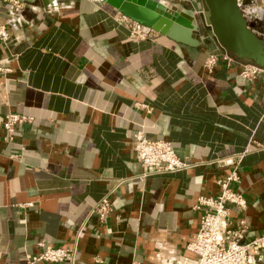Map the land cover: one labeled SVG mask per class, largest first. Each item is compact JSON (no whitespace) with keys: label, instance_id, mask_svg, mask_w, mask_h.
<instances>
[{"label":"crops","instance_id":"1","mask_svg":"<svg viewBox=\"0 0 264 264\" xmlns=\"http://www.w3.org/2000/svg\"><path fill=\"white\" fill-rule=\"evenodd\" d=\"M164 1L200 13L201 0ZM20 3L0 0L12 37L0 46V264H26L40 242L77 244L75 264L192 258L198 199L220 195L239 154L248 206H232L231 220H246L248 240L264 236V73L242 78L249 62L237 57L209 71L208 48L158 33L132 39L100 0ZM243 10L264 37V0ZM9 113L33 118L11 143ZM140 131L193 166L141 179ZM108 196L113 209L101 222L92 210Z\"/></svg>","mask_w":264,"mask_h":264},{"label":"built area","instance_id":"2","mask_svg":"<svg viewBox=\"0 0 264 264\" xmlns=\"http://www.w3.org/2000/svg\"><path fill=\"white\" fill-rule=\"evenodd\" d=\"M245 0H238L243 9ZM14 6L21 7L20 1L11 0ZM116 20L130 31L132 39L147 40L154 38V30L141 25L130 17L118 14ZM11 34L7 25L0 24V46H8L11 42ZM220 61L231 66L236 62V56L226 52L225 54H211L205 62V67L211 71ZM0 71H7L0 67ZM264 73V68L252 63L243 64L241 77L244 79H256ZM33 118L20 114L9 113L4 120L6 132L5 141L15 140L17 128L21 125L31 124ZM134 150L137 160L145 169L141 179L150 175L168 174L192 167L181 160L173 150L170 142L165 140L148 139L144 132H137L134 136ZM242 154L237 155L231 162L233 171L219 184L221 193L217 197H200L196 210L201 212L200 226L195 239L188 245L187 250L192 253V258H180L177 264H263L261 257L264 254V236L248 240V225L245 219L239 220L233 225L231 220V207L235 206L246 210L248 202L246 197L238 190L241 184L239 163ZM32 205V204H30ZM113 206L109 196L105 197L92 210V215L101 222L107 220ZM83 234L81 230L78 238ZM41 252L28 255L26 264L39 263H64L75 264L78 257L77 244L72 248H55L40 242ZM95 259L93 264H100Z\"/></svg>","mask_w":264,"mask_h":264},{"label":"water","instance_id":"3","mask_svg":"<svg viewBox=\"0 0 264 264\" xmlns=\"http://www.w3.org/2000/svg\"><path fill=\"white\" fill-rule=\"evenodd\" d=\"M18 1L37 5L40 0ZM100 1L175 42L205 46L210 55L229 52L264 68V37L256 32V24L248 20L238 0H201L200 13L192 8L178 9L164 0ZM251 2L245 0V5ZM205 27L210 36L202 35Z\"/></svg>","mask_w":264,"mask_h":264},{"label":"rangeland","instance_id":"4","mask_svg":"<svg viewBox=\"0 0 264 264\" xmlns=\"http://www.w3.org/2000/svg\"><path fill=\"white\" fill-rule=\"evenodd\" d=\"M257 12V11H256ZM248 20L251 22V23H255L256 24V20H254L253 19V17H248ZM256 27V29H258V26L256 25L255 26ZM260 27V30L259 31H262V33H264V30H263V28L261 27V26H259ZM261 33V32H260Z\"/></svg>","mask_w":264,"mask_h":264}]
</instances>
